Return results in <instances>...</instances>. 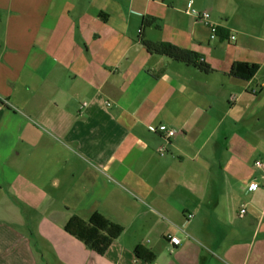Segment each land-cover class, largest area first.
<instances>
[{
	"label": "crops",
	"instance_id": "0c3cea01",
	"mask_svg": "<svg viewBox=\"0 0 264 264\" xmlns=\"http://www.w3.org/2000/svg\"><path fill=\"white\" fill-rule=\"evenodd\" d=\"M0 264H264V0H0Z\"/></svg>",
	"mask_w": 264,
	"mask_h": 264
},
{
	"label": "trees",
	"instance_id": "16d2710c",
	"mask_svg": "<svg viewBox=\"0 0 264 264\" xmlns=\"http://www.w3.org/2000/svg\"><path fill=\"white\" fill-rule=\"evenodd\" d=\"M153 24V19L145 18L142 22V28L150 27ZM140 43L148 54L167 57L173 61L195 67L205 74L212 72V69L203 63L197 53L181 49L169 43H154L144 37H140ZM257 70L258 67L254 64L235 63L232 65L229 75L248 80L255 75ZM64 230L98 255H103L112 242L123 232L121 226L100 214H93L88 220L72 217L65 225ZM151 260L152 257H150Z\"/></svg>",
	"mask_w": 264,
	"mask_h": 264
},
{
	"label": "built area",
	"instance_id": "2783aa9c",
	"mask_svg": "<svg viewBox=\"0 0 264 264\" xmlns=\"http://www.w3.org/2000/svg\"><path fill=\"white\" fill-rule=\"evenodd\" d=\"M188 14L192 15L197 21L203 22L206 25H208V27L210 28V32H211V37L212 38H214L216 36V27L210 23L209 14L207 12H196V11L190 10V11H188ZM233 39H234V37L231 36L230 40H233ZM149 129L153 133H156L158 130L163 131L164 134H165V138L166 139H169V138L173 137L176 134V132H177L175 129H165L162 126H160L158 128V130L153 129V128H149ZM163 152H164L163 149L159 150L160 154H163ZM255 164H256L257 167L261 166L259 162H256ZM254 188H255V185H250L249 186L250 190H253ZM240 213L243 214L244 210H241ZM168 238H169V243L171 245H173V246H177L180 243L179 239L176 238V237H168Z\"/></svg>",
	"mask_w": 264,
	"mask_h": 264
}]
</instances>
